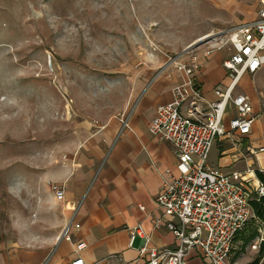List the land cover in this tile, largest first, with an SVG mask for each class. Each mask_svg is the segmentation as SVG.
<instances>
[{
  "label": "rangeland",
  "instance_id": "obj_1",
  "mask_svg": "<svg viewBox=\"0 0 264 264\" xmlns=\"http://www.w3.org/2000/svg\"><path fill=\"white\" fill-rule=\"evenodd\" d=\"M256 0H0V253L49 235L38 179L73 148L80 120L126 101L151 54L254 18ZM204 42V40H203ZM203 45V44H202ZM217 164L214 147L208 157ZM50 182L48 185L51 191ZM42 226V227H41ZM43 228V229H42ZM233 242L230 264L258 252Z\"/></svg>",
  "mask_w": 264,
  "mask_h": 264
},
{
  "label": "crops",
  "instance_id": "obj_2",
  "mask_svg": "<svg viewBox=\"0 0 264 264\" xmlns=\"http://www.w3.org/2000/svg\"><path fill=\"white\" fill-rule=\"evenodd\" d=\"M191 43L176 53L180 59H187L185 51ZM227 56L225 50H220L200 57L203 65L195 72V80L208 100L215 98L216 85L229 83L227 71L222 67ZM147 61L146 66L132 73L126 101L117 112L104 119L80 120L74 130L71 151L38 179L39 188L33 193L37 211L45 214V218L37 221L45 223L41 225L49 235L44 239L34 237L35 241L1 252L0 264H70L78 256L86 263L104 264L110 254L134 260L139 257L142 238L136 235L130 242V230L138 224L149 237V247L174 246L175 238L164 225L167 216L157 206L156 196L163 182L177 174V157L168 142L148 132V125L157 106L171 101L172 87L184 75L167 62L164 54H155ZM235 91L249 97L256 118L250 133L242 140L241 149L232 147L223 138L217 139L212 146L217 164L208 163L225 173L248 167L264 175V151L255 155L250 152L264 148V66L254 75L244 74ZM232 114L231 111L225 115L226 127ZM254 176L252 183L256 185L258 178ZM50 182L64 186L62 202H56L45 185ZM156 220L160 225H155ZM254 222L256 239L259 230L264 234V221L254 218ZM255 239L249 246L260 254L259 263L264 264V244L253 248ZM79 243H84V247L76 250ZM185 264L207 262L192 252Z\"/></svg>",
  "mask_w": 264,
  "mask_h": 264
},
{
  "label": "built area",
  "instance_id": "obj_3",
  "mask_svg": "<svg viewBox=\"0 0 264 264\" xmlns=\"http://www.w3.org/2000/svg\"><path fill=\"white\" fill-rule=\"evenodd\" d=\"M256 2L254 18L202 36L203 45L185 51L186 60L164 53L167 62L184 78L172 87L171 101L157 106L148 132L168 142L177 157V174L163 182L156 196L157 206L167 216L164 225L175 238L174 246L149 247V237L138 224L130 230V242L136 235L142 238L139 257L128 261L119 254H110L104 264H185L192 252L207 264H230L236 235L255 218L250 201L262 195L264 188L259 180L256 185L252 183L256 169L225 173L212 167L208 157L215 141L221 138L241 149L256 118L249 97L235 91L244 74L254 75L264 66V0ZM220 50L228 53L222 67L229 83L216 85L215 98L208 100L195 80V72L202 68L201 56ZM231 111L226 127L224 118ZM262 151L263 147L250 150L254 155ZM51 191L56 202L63 201L62 184H52ZM155 225L160 221L156 220ZM259 232L253 248L264 244V234ZM83 247L84 243H79L76 250ZM70 264L97 262L86 263L78 256Z\"/></svg>",
  "mask_w": 264,
  "mask_h": 264
},
{
  "label": "trees",
  "instance_id": "obj_4",
  "mask_svg": "<svg viewBox=\"0 0 264 264\" xmlns=\"http://www.w3.org/2000/svg\"><path fill=\"white\" fill-rule=\"evenodd\" d=\"M256 177L258 178V180L263 184V188H264V175L262 172L256 170L255 171ZM250 207L252 209V212L255 216V218L264 221V193L260 196H256L255 198H253L250 201ZM245 228H247L249 230V234L245 237L244 243L249 242L257 233V230L255 228V222L254 219H251L245 226ZM244 228V229H245ZM243 229V230H244ZM242 230V231H243ZM239 232L236 237L238 238L239 236H241L244 232ZM260 254L258 256H256V258H254L251 262H248L246 264H258L259 260H260Z\"/></svg>",
  "mask_w": 264,
  "mask_h": 264
},
{
  "label": "water",
  "instance_id": "obj_5",
  "mask_svg": "<svg viewBox=\"0 0 264 264\" xmlns=\"http://www.w3.org/2000/svg\"><path fill=\"white\" fill-rule=\"evenodd\" d=\"M202 43H203V40H202L201 38H199L198 40L192 42V43L187 47V50H190V49H192V48H195V47L201 45ZM187 50H186V51H187Z\"/></svg>",
  "mask_w": 264,
  "mask_h": 264
}]
</instances>
